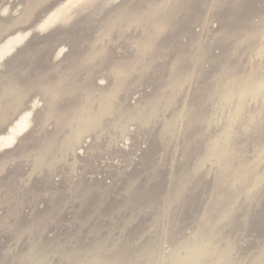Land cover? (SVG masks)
Wrapping results in <instances>:
<instances>
[{"label":"rangeland","instance_id":"374dc122","mask_svg":"<svg viewBox=\"0 0 264 264\" xmlns=\"http://www.w3.org/2000/svg\"><path fill=\"white\" fill-rule=\"evenodd\" d=\"M228 1L0 0V264H264V16L220 56Z\"/></svg>","mask_w":264,"mask_h":264},{"label":"bare ground","instance_id":"6f19581e","mask_svg":"<svg viewBox=\"0 0 264 264\" xmlns=\"http://www.w3.org/2000/svg\"><path fill=\"white\" fill-rule=\"evenodd\" d=\"M261 16H264V0H229L222 8L221 16L219 18L220 25L218 27V32H216L217 36L221 40H226V44H224L223 46L220 45L221 47L219 46L218 55L224 56L227 53H230V50L246 48L252 45L256 37H258L255 24H257V20ZM187 23L188 22L186 21L185 24ZM183 28V31H188L189 36L193 33V27H191L190 25H187ZM194 38L195 37H193V39ZM130 46H127L126 50L128 52H130L129 50H131L130 53H132L134 51ZM213 53H215V50L213 51ZM185 54L186 52H181V56L179 58L185 57ZM227 62L231 64V70L233 71L232 73L239 72L242 68L239 63V57L235 58L234 60L230 59ZM259 63L260 62H258V65ZM212 68L215 69L217 67L213 66ZM253 75L254 76L251 81L256 79H264L263 72L259 73V75ZM193 124L194 126H196V123H190V125ZM202 130L203 129H201V131ZM3 137L4 136H2V138ZM261 203H264V200H262Z\"/></svg>","mask_w":264,"mask_h":264}]
</instances>
